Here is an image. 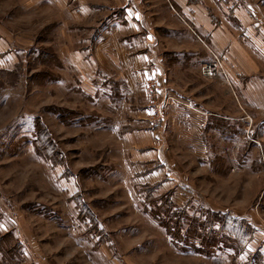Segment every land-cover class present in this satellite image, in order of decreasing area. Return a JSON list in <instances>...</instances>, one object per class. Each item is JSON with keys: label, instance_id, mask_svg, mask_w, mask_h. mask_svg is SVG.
<instances>
[{"label": "rangeland", "instance_id": "1", "mask_svg": "<svg viewBox=\"0 0 264 264\" xmlns=\"http://www.w3.org/2000/svg\"><path fill=\"white\" fill-rule=\"evenodd\" d=\"M0 264H264V0H0Z\"/></svg>", "mask_w": 264, "mask_h": 264}, {"label": "built area", "instance_id": "2", "mask_svg": "<svg viewBox=\"0 0 264 264\" xmlns=\"http://www.w3.org/2000/svg\"><path fill=\"white\" fill-rule=\"evenodd\" d=\"M221 64L219 63L218 60H212L209 63H206L203 67H202V75L206 78H212L215 77L219 74L220 70H221Z\"/></svg>", "mask_w": 264, "mask_h": 264}]
</instances>
